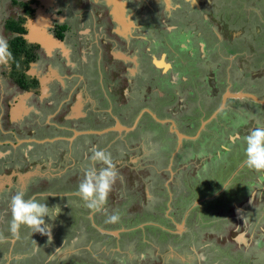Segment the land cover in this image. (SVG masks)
<instances>
[{
    "label": "rangeland",
    "instance_id": "rangeland-1",
    "mask_svg": "<svg viewBox=\"0 0 264 264\" xmlns=\"http://www.w3.org/2000/svg\"><path fill=\"white\" fill-rule=\"evenodd\" d=\"M24 2L0 0L8 43L5 25ZM51 2L38 7L44 26L35 24L57 41L64 35L69 55L38 54L42 98L25 97L0 64V140L36 127L35 137L52 141L0 146V264H264V173L244 165L243 151V137L264 124V102L231 99L218 109L225 91L264 100V0ZM83 28L89 34L78 35ZM11 98L32 105L31 115L9 119ZM116 123L133 129L106 132ZM94 147L111 154L118 176L105 211L93 215L74 193ZM17 191L60 208L45 217L51 242L23 226L11 237ZM113 213L120 220L106 223Z\"/></svg>",
    "mask_w": 264,
    "mask_h": 264
},
{
    "label": "clouds",
    "instance_id": "clouds-1",
    "mask_svg": "<svg viewBox=\"0 0 264 264\" xmlns=\"http://www.w3.org/2000/svg\"><path fill=\"white\" fill-rule=\"evenodd\" d=\"M195 3V0H193ZM13 60L10 45L4 37H0V64L9 65ZM244 142V165L257 173H264V124L256 121L243 137ZM89 163L83 169V177L74 193L83 202V207L93 215L105 211L109 193L117 180L118 173L112 162L111 154L100 148H93L91 155L87 157ZM101 167L97 168V165ZM25 192L17 191L11 196L9 208L11 220L9 222V233L13 239H20L21 227L31 230V233H40L48 236L51 242V228L46 224L45 217L53 218L59 214L58 206L49 208L41 203L35 196L25 198ZM120 220L117 213L107 217L106 223L115 224ZM3 233H0V243L6 241Z\"/></svg>",
    "mask_w": 264,
    "mask_h": 264
},
{
    "label": "crops",
    "instance_id": "crops-1",
    "mask_svg": "<svg viewBox=\"0 0 264 264\" xmlns=\"http://www.w3.org/2000/svg\"><path fill=\"white\" fill-rule=\"evenodd\" d=\"M41 2H42V4H48V5H46L45 8L50 7L51 5L53 6V3L51 2V0H30V2H28V3H30L31 8L34 9V13L35 14H34V17H33V19H34L33 26H35V31H36L38 37H40L41 39H43L42 37H45V38H47L50 41V42L47 41V46H43V45L40 44V49H41V51L43 52V54L45 56H49L50 54H52V51L53 50H61V51L64 52V54H61L60 53V55L61 56H64L65 55L66 58H67V55H69V54H66V53H67V51H69V49L67 47H64L63 42H61L60 39L58 41L55 40L53 37H51L52 35L51 36L50 35H47L48 32L46 30H44L45 27H42L41 30L39 29V27L43 24L42 23L43 21H39V12H40V9H38V7L43 10V8L40 5ZM219 4H221V7H222V3H218V4L216 3L217 6ZM224 7L227 8V6H224ZM222 10L219 11L218 16L225 13V10L224 9H222ZM21 11L23 13V15L21 17H25V13H24L23 9ZM207 12L209 14H211V11L210 10H208ZM214 13L215 12H213L212 14H214ZM27 20H29V17L28 16H27ZM38 22H40L41 25L40 26L37 25V27H36V24L35 23H38ZM242 23L243 22H241V24ZM42 26H44V25H42ZM85 29L86 28L79 29L78 31H81V33L80 34L78 33V35L85 36L83 34H86V35L89 34V33H85V31H84ZM224 39H226V38H224ZM38 54H40V53H38ZM37 60H39L38 55H37ZM34 65H35V63H32L30 65L29 70L26 72V75H29L30 77L34 78L39 83V90H38L39 92H34V93L38 97L40 96L42 98V96L44 95L43 94L44 93L43 86L45 87L46 83H45V85H43L44 84V80H43L44 78L41 77L40 75L38 76V74L36 75L34 72H32V69L34 68ZM5 76H3V78ZM53 77H57V78L62 77V78H65L67 76H57L56 75V76H53ZM48 79L50 80V78H48ZM48 79H46V80H48ZM25 94H26L25 97L32 96L33 95V91H30V92H26L25 91ZM82 95L83 94H81V97H82ZM78 98H80V97L78 96ZM10 101H12L15 105H12ZM2 103H3V101H1V104H0V106H1V108H0V121H1V116L3 115V113L5 111V107H4V105ZM31 110H32V105H27V107H25L24 104H21L20 102H18L16 100H13V98H11L9 100V103L7 104V113H8L9 119H11L12 121L14 120V121L19 122L20 120L29 117L31 115ZM30 119H32V117ZM34 121H35V119H34ZM158 122L160 123L159 120H158ZM115 125H116V127L115 128L112 127V128H110V130H112V129L113 130L123 129L124 131H129V128H125L123 126H119L117 123L114 124L113 126H115ZM48 126H50V125H48ZM0 127L2 128L1 124H0ZM35 128L36 127L30 128V131L28 133H27V131L26 132L22 131L23 129H19V131L15 134V139L16 140L14 142L7 141L6 137H2L3 140H0V146H3V145L8 144V145L13 146L15 149H17L20 144H26L27 143V144H38V145H41V144H44V143H51L52 142L49 139H39V138L35 137L36 132H37V129H35ZM171 132H172V128H171ZM21 133H22V136H19L18 134H21ZM177 133L179 134V132H177ZM74 134H75V138L78 137L77 136L78 133H74ZM182 137H184V136H182ZM62 140L72 141V140H74V138H62ZM17 176L18 175L14 174V177L17 178Z\"/></svg>",
    "mask_w": 264,
    "mask_h": 264
},
{
    "label": "trees",
    "instance_id": "trees-1",
    "mask_svg": "<svg viewBox=\"0 0 264 264\" xmlns=\"http://www.w3.org/2000/svg\"><path fill=\"white\" fill-rule=\"evenodd\" d=\"M25 17H21L17 21L10 20L6 23L5 28L7 31H11L13 38L9 41L10 50L13 53V60L9 65H3L6 69L5 75L8 79H12L18 83L26 92H39V83L29 75V79L26 78V72L32 63L37 62V45L30 44L26 38L29 32L27 16L31 19L34 17V9L31 8L30 3H21ZM64 31V29L62 30ZM60 40L63 39L60 34ZM36 48V49H35ZM25 79L27 80L25 82ZM36 84L33 88L32 83Z\"/></svg>",
    "mask_w": 264,
    "mask_h": 264
},
{
    "label": "flooded vegetation",
    "instance_id": "flooded-vegetation-1",
    "mask_svg": "<svg viewBox=\"0 0 264 264\" xmlns=\"http://www.w3.org/2000/svg\"><path fill=\"white\" fill-rule=\"evenodd\" d=\"M118 23H121V21L120 20H118ZM62 32H64V31H62ZM115 33L118 35L119 34V31L116 29V31H115ZM63 36V39L62 40H60L61 42H64V35H62ZM119 36V35H118ZM100 38V37H99ZM29 42V41H28ZM30 43V42H29ZM30 44H32V43H30ZM102 44L103 45H105V46H109L110 47V49H113V52H114V55H115V53H117L116 52V46L117 45H115V44H112V43H109V42H107V41H104V39L102 40ZM33 45H37V50H35V53H40V51H41V49H40V44H33ZM104 47L103 46H101L99 49H103ZM36 49V48H35ZM84 54V53H83ZM116 56V58H117V55H115ZM6 72V71H5ZM212 88H215V87H212ZM80 94V91L79 92H76V94L75 95H79ZM81 94H84V92L83 91H81ZM238 94V93H237ZM240 94H242V93H240ZM72 96L73 98H75L76 96ZM212 95H214V96H212ZM211 95V97L213 98V99H217L218 97H219V95H220V92L219 91H215V92H213V94ZM233 94H231V92H227V91H225L223 94H222V96H220V98H221V101H220V104H219V106H218V109H220L221 107H223V108H225V105H226V102L228 101V100H231V99H250V98H234V97H231ZM216 96V97H215ZM70 97V96H69ZM250 100H252V99H250ZM260 101V100H259ZM255 102H258V101H255ZM264 102V100L263 101H260V102H258L259 104H262ZM145 112H149L148 110H146ZM220 111H218V113H219ZM151 113V112H150ZM152 114V113H151ZM214 115V114H213ZM211 120H213V119H211ZM167 122H169L168 120H163V121H160V123H162V124H168ZM170 123H172V122H170ZM169 123V124H170ZM172 125H173V123H172ZM191 126H193V125H191ZM172 128V127H171ZM131 129H133V128H129V131L131 130ZM109 130L110 129H108V130H106V132H109ZM113 130V129H112ZM111 130V131H112ZM177 129H173L172 131L174 132V133H177V132H179L178 130L176 131ZM182 136H184L183 137V140H188V139H192V137H189L188 135H182ZM184 142V141H183ZM182 144L179 142V147L181 146ZM178 147V148H179ZM232 237H231V234H230V239H231Z\"/></svg>",
    "mask_w": 264,
    "mask_h": 264
},
{
    "label": "water",
    "instance_id": "water-1",
    "mask_svg": "<svg viewBox=\"0 0 264 264\" xmlns=\"http://www.w3.org/2000/svg\"><path fill=\"white\" fill-rule=\"evenodd\" d=\"M33 24L34 23L32 22L31 26L28 27L29 28V32H28V34L26 36L27 40L30 43H32V44H41L43 46H47V41H49V40L47 38H45V37H42L43 39L38 37L36 31L32 29L33 28ZM36 27H37V25H36ZM231 97H234V98H250V99H252L254 101L260 102L255 96H252L250 94H243V93L240 94V93H238V94H233ZM178 136H179V138L182 137L180 134H178Z\"/></svg>",
    "mask_w": 264,
    "mask_h": 264
}]
</instances>
